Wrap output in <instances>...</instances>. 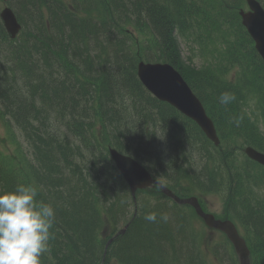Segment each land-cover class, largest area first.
I'll return each instance as SVG.
<instances>
[{"label":"trees","instance_id":"trees-1","mask_svg":"<svg viewBox=\"0 0 264 264\" xmlns=\"http://www.w3.org/2000/svg\"><path fill=\"white\" fill-rule=\"evenodd\" d=\"M162 1L95 0L103 15L77 23L60 12L43 20L35 8L37 0H20L19 6L15 5L25 28L15 59L17 75L8 78L0 64V104L30 139L31 159H14V165L5 163L0 154V193L13 191L18 183H31L37 188V199L54 207L52 238L41 255V264H98L106 239L125 222L131 197L109 161L107 144L134 152L149 169L158 168L171 180L176 175L173 188L181 195L194 188L202 193L213 189L217 173L233 190H242L251 178L247 163L238 168L223 155V168L217 167L213 162L215 147L197 125L142 87L135 75L139 58L176 65L197 91L222 140L243 137L244 143L264 151V136L245 108L264 115V64L244 29L238 26L233 37L221 40L228 45L219 56L226 63L220 70L194 68L175 57L173 29L188 24L171 16L170 5L176 0ZM225 2L231 7L241 0ZM213 7L209 0L207 7L199 9V16L213 19ZM130 18L136 23L146 21L151 30L150 37L135 47L110 30L111 24L117 28ZM196 40L207 47L213 37L207 43L200 36ZM250 61L256 70L249 66ZM231 63L239 68L235 83L225 75ZM259 70L261 81L254 84ZM73 89L83 91V98L69 92ZM225 91L234 93L235 100L221 105L219 96ZM53 112L54 116H49ZM168 119L173 124H168ZM158 130L165 135L158 137ZM182 172L188 174V187L178 185ZM251 181L262 183L264 178L257 180L252 171ZM148 193L159 202L149 210L158 214L157 222L136 214L107 246L106 258L114 256L124 264H205L198 235L187 223L189 210L169 203L156 189ZM164 213L169 217L167 223L159 219ZM261 217L258 213L252 218L249 224L253 230L246 226L254 239L250 244L253 264H264ZM105 226L112 227L108 237L102 236Z\"/></svg>","mask_w":264,"mask_h":264},{"label":"water","instance_id":"water-1","mask_svg":"<svg viewBox=\"0 0 264 264\" xmlns=\"http://www.w3.org/2000/svg\"><path fill=\"white\" fill-rule=\"evenodd\" d=\"M248 3L254 11L241 13L242 22L246 25L248 31L256 40V46L264 56V12L260 9L258 4L253 3L252 0H248ZM4 17L8 22H10L12 27H16L14 18L9 10H6ZM138 74L142 82L147 86V88H149L151 92H153L160 99L167 100L185 113L190 114L201 126L204 133L210 139L217 142L212 121L207 116H205L202 108L199 106H197L196 109L189 108L193 102H196V100L192 96H186L190 95V93L185 92L186 86L184 82L171 67H168L165 64L150 65L140 63L138 66ZM245 151L252 158L264 163V154L257 152L250 147H247ZM110 152L132 190L139 182L142 184H148L151 182L148 172L141 165L123 159L126 157L116 155L115 151L113 150ZM167 193H169V191H167ZM179 201L191 202L195 206L197 212L203 216L204 220L209 225H213L224 230L227 233L229 239L234 244L235 250L239 255L240 264H248V251L244 241L238 236L236 230L229 221L214 220L210 214L203 213L199 209L194 198Z\"/></svg>","mask_w":264,"mask_h":264},{"label":"clouds","instance_id":"clouds-1","mask_svg":"<svg viewBox=\"0 0 264 264\" xmlns=\"http://www.w3.org/2000/svg\"><path fill=\"white\" fill-rule=\"evenodd\" d=\"M235 100L234 93L219 96L221 105ZM55 209L37 199V188L18 183L13 191L0 193V264H41L55 224ZM144 219L156 223L158 214L149 212ZM159 219L168 222L167 213Z\"/></svg>","mask_w":264,"mask_h":264},{"label":"rangeland","instance_id":"rangeland-1","mask_svg":"<svg viewBox=\"0 0 264 264\" xmlns=\"http://www.w3.org/2000/svg\"><path fill=\"white\" fill-rule=\"evenodd\" d=\"M0 2H4V1L0 0ZM0 6H1V3H0ZM213 9L216 10L215 13H216V16L218 19L217 20L218 29H220L221 31H228L229 29L234 30L235 28H238L239 25L237 22V16L231 15V13H235L237 11V7L230 9V8H228L227 4H225V3L223 4L220 0H214ZM134 35H135V37H138L139 39H143V38L149 36V32L147 31V29L134 30ZM180 47H181V42H180ZM181 49H182V47H181ZM186 53H187L186 46L183 45V54H186ZM184 56H183V58H184ZM199 62H200V58L195 56L193 58V63L199 64ZM120 89L121 90L123 89V85H121ZM75 90L76 89L70 90V92L72 94H74V96L76 98H83L84 92L83 91L77 92ZM109 107H114V105L110 104ZM0 108H1V106H0ZM260 127L262 129H264V127L262 125ZM13 130H15L13 133H10V131H7L6 128L4 127L3 123H2L1 118H0V147H2V143H5L11 151L16 152V148H18L22 142V138H21V135L19 134L20 132L16 126H15V128H13ZM16 130L18 131L17 133H16ZM201 198H202V202H203L204 206L207 209L212 210V211L217 212V213H221V208H222L221 194L216 193V192H211V193H206L205 195H202ZM201 227H203V225L199 221H198V223L197 222L192 223L193 229H197V230L201 231ZM214 243L221 244L220 246L217 247V250L219 251V253L222 254L223 250H224V244L225 243H224L223 238L219 234H215L212 237V241L209 244V248L204 250L205 258H206V261L208 264H220L217 262V260L215 259V256L212 254V252L210 250V248L212 247V245ZM201 249H202V247H201ZM109 264H117V263H116V261L110 259Z\"/></svg>","mask_w":264,"mask_h":264},{"label":"bare ground","instance_id":"bare-ground-1","mask_svg":"<svg viewBox=\"0 0 264 264\" xmlns=\"http://www.w3.org/2000/svg\"><path fill=\"white\" fill-rule=\"evenodd\" d=\"M24 8V7H23ZM75 47H77V46H75ZM77 58V57H76ZM75 58V59H76ZM21 88V87H20ZM15 131V130H14ZM18 131L16 130V133H17ZM20 134V133H19ZM18 135V134H17ZM59 141V140H58ZM62 143H64V142H62ZM36 159V158H35ZM35 162V161H34ZM58 165V164H57ZM64 168H62V170H63ZM66 169V168H65ZM64 169V170H65ZM60 170H61V168H60ZM56 173V172H55ZM55 173H53V174H55ZM58 173V172H57ZM88 174V173H87ZM58 175V174H57ZM74 180V179H73ZM70 183V182H69ZM88 185V184H87ZM71 192V191H70ZM59 199V198H58ZM122 213V212H121ZM84 214V213H83ZM70 230V229H69ZM129 234V233H128ZM142 234V233H141ZM60 238V237H59ZM65 238V237H64ZM66 239V238H65ZM117 244V243H116ZM62 246V245H61ZM65 250V249H64ZM57 253V252H56ZM60 253V252H59ZM102 253V252H101ZM62 254V253H61ZM59 255V254H58ZM65 262H66V260H65Z\"/></svg>","mask_w":264,"mask_h":264}]
</instances>
